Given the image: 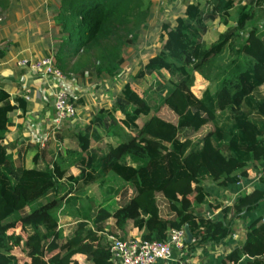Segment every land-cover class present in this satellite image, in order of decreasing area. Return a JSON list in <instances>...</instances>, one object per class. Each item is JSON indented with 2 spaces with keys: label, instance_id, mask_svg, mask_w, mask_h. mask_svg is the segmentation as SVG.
I'll return each instance as SVG.
<instances>
[{
  "label": "trees",
  "instance_id": "1",
  "mask_svg": "<svg viewBox=\"0 0 264 264\" xmlns=\"http://www.w3.org/2000/svg\"><path fill=\"white\" fill-rule=\"evenodd\" d=\"M100 1L62 0L56 15L60 42L54 49L55 64L69 73L89 71L114 79L123 69L121 49L134 39L107 35L110 22L122 23L114 19L122 17L126 0H116L109 10ZM253 2L188 0L177 23L163 24L158 51L119 84L115 101L106 107L102 146L91 147L88 131L66 128L58 136L64 150L58 149L43 168L37 165V152L28 158L32 164L27 159L16 169L6 140L12 117L27 100H12L0 87V264H115L106 239L111 218L122 236L157 240L166 239L168 228L188 224L194 239L186 242L189 252L178 258L175 251L178 259L157 264H192L197 246H222L232 237L234 226L264 201V33L252 23L248 27ZM235 12L236 23L220 30ZM240 29L247 32L231 62L244 55L245 66L220 73L214 88L211 80L200 94L194 93L195 71L234 36L240 37ZM113 40L122 44L107 47ZM71 59L76 61L70 66ZM156 72L168 73L170 86L152 103L136 80ZM76 164L79 172L71 173ZM251 170L258 174L260 186H251L231 202L212 201L210 205L221 211L218 218L201 214L208 179L226 187L248 178ZM110 174L133 185L136 193L113 211L95 205L89 196L85 202L88 187L103 185ZM73 208L77 219L66 234L60 216ZM130 220L133 225L127 231ZM246 230L242 243L229 249L221 264H264V214ZM75 251L83 260H70Z\"/></svg>",
  "mask_w": 264,
  "mask_h": 264
},
{
  "label": "crops",
  "instance_id": "2",
  "mask_svg": "<svg viewBox=\"0 0 264 264\" xmlns=\"http://www.w3.org/2000/svg\"><path fill=\"white\" fill-rule=\"evenodd\" d=\"M115 1L100 2L105 5V10H109ZM61 2L62 0H0V87L9 92L12 100L16 96H24L27 100L26 106L18 108L12 117V129L6 140L16 169L21 168L28 160L29 164H32L33 160L28 158H33L37 152L41 153L37 165L43 168L47 161L50 162L57 155L58 149L64 150V142L60 137L50 140L44 147L41 142L54 116L52 88L44 75L17 62L21 57L39 58L55 51V46L60 42V27L56 24V15ZM123 4L126 7L122 10V17L117 16L119 18L114 19L122 23L110 22V31L107 35L113 39L136 38L134 41L125 42L127 45L122 47L121 67L138 68L146 62L149 55L160 48L161 42L155 43L153 37H158L160 41L163 24L177 23V19L186 12L188 0H126ZM253 4V16L247 23L251 22L264 33V4L259 5L257 0H254ZM235 19L236 12L229 18V23L221 26L220 30L235 24ZM243 31L247 32L246 29H240L237 34H242ZM121 44L119 40H113L106 46ZM75 61L76 59H71L70 66ZM73 74L79 76L70 88L71 99L77 106V115L66 121L63 131L66 128L86 130L92 136L91 147L93 149L101 147L102 134L105 131L103 121L109 117L106 107L111 106L114 100L116 83L110 81L106 84L104 82L111 78L99 77L89 71L83 75ZM121 76L124 78V75ZM123 78L117 84H120ZM116 113L121 117L118 110ZM79 168L80 165L76 164L71 167L70 172L76 174ZM251 180L249 177L244 178L241 182L226 187L213 184L210 191L218 193L221 188H227L225 192L230 198L225 201L231 202L255 185ZM209 198L210 195L205 201H209ZM256 210H252L245 221L241 220L237 223L239 225L234 226L233 233H237L236 238L231 237L223 242L222 246L212 243L197 246L192 254V263L221 264L224 254L242 243L247 232L246 226L250 221L264 214V211L256 213ZM201 214L218 218L221 211L209 207L207 212L201 211ZM132 225L127 226V231ZM78 255L77 259L83 260L84 256L79 253Z\"/></svg>",
  "mask_w": 264,
  "mask_h": 264
},
{
  "label": "rangeland",
  "instance_id": "3",
  "mask_svg": "<svg viewBox=\"0 0 264 264\" xmlns=\"http://www.w3.org/2000/svg\"><path fill=\"white\" fill-rule=\"evenodd\" d=\"M250 23L251 22L248 23V27L251 26ZM225 30H222V31H225ZM244 31L242 34H240V37L234 36L231 42L225 46L224 50L221 53H219L216 57H214L209 63L203 66L201 70L195 71L194 78L191 82L194 93L200 94V91L206 85H208L209 81L211 80H213V82L211 83V86L214 88L217 83V80L220 77V73H221V76L228 75V74H231L236 68L245 66L246 56L244 55L240 56V59H239L240 61H238L237 63L231 62L232 58L235 56V52H234L235 47L238 44L242 43V40H243L242 35L244 36L245 34ZM133 39L135 40L136 38H133ZM153 40L155 41V43L160 42L158 37H153ZM157 46H159V44ZM155 51H158V50L156 49ZM138 68L128 67V68L122 69L121 73L118 74L116 78L107 79V81L104 83L108 84L110 81L115 82L116 85L114 89H115V92H118L120 86L119 84H117V82L119 83L121 79L123 78L121 75H124V78L125 77L129 78L132 74H134L138 70ZM168 77H169L168 73H165L162 75L156 72L153 74H147L143 79L136 80V81L140 87L139 90L142 92L143 90H146L145 91L146 96L148 97V99H150V101H152V103H154L155 101L161 99L159 96V92H162V91L166 92L167 89L169 88L170 84L168 81ZM262 88L264 90V85L262 86ZM113 97L115 98V94ZM113 101H115V99ZM169 103L173 105L174 107H176V103L174 102L172 98L171 99L169 98ZM118 113L121 116L123 115L119 109H118ZM139 123L140 124L143 123L142 117L140 118ZM47 163L49 162L47 161ZM42 166H45V165H42ZM249 178L252 179L251 181H254L255 185H258V186L261 185L258 174H256L253 170L250 171ZM214 183L215 182L212 179H208L206 181V188L208 189V195H210V198H209V201L208 200L204 201L205 203L204 205H202L201 211L207 212L209 207L213 208L214 206L210 205L212 204L211 203L212 201L217 202L218 200H227L228 198H230L229 195H226V192H225L227 188H221L218 193L214 191H210V188L213 187ZM135 193H136V189L133 185L126 182L119 176L110 174L109 179L103 185H99L98 183L91 184L88 187L86 193L83 194V198H84V201L86 202L87 201L86 196H89L95 205L103 204L113 211L117 209L119 205L128 201L130 197L134 195ZM263 202L264 201H261V203L253 209V210L257 209L256 213H262L264 211V205L262 206ZM79 205H80V200L77 202L76 206H79ZM72 210L73 211L69 209L71 214L60 216V226L62 227V229L64 230V233L66 234H68L69 231L73 229V227L75 226V221L77 219L74 208ZM166 211L167 210H165V212ZM130 224H132L131 220L129 221L128 226H130ZM237 225L239 224H236L235 226ZM108 226L111 230L110 232L122 234V232L115 226L114 219L112 218L109 219ZM203 244H211V243H202L201 245ZM210 247L211 246H209V248ZM192 254H194V252ZM78 256H79L78 253L75 251L73 252L72 256L69 258L70 260H74ZM191 260L190 262H192Z\"/></svg>",
  "mask_w": 264,
  "mask_h": 264
},
{
  "label": "built area",
  "instance_id": "4",
  "mask_svg": "<svg viewBox=\"0 0 264 264\" xmlns=\"http://www.w3.org/2000/svg\"><path fill=\"white\" fill-rule=\"evenodd\" d=\"M17 62L44 75L54 94V116L41 140L44 147L50 140L58 139L66 121L77 115V106L71 99L70 88L76 83L78 77L55 64L54 51L39 58L21 57ZM186 237L183 227L168 228L167 237L164 240L146 239L139 234L122 236L114 232L106 233L115 264H157L161 261L165 263L175 261L188 253ZM232 237L236 238L237 233H232ZM175 251L178 253V258L174 255Z\"/></svg>",
  "mask_w": 264,
  "mask_h": 264
},
{
  "label": "water",
  "instance_id": "5",
  "mask_svg": "<svg viewBox=\"0 0 264 264\" xmlns=\"http://www.w3.org/2000/svg\"><path fill=\"white\" fill-rule=\"evenodd\" d=\"M184 228H185L186 235H187L186 242L191 243L193 241V233L191 232L188 224H186Z\"/></svg>",
  "mask_w": 264,
  "mask_h": 264
}]
</instances>
